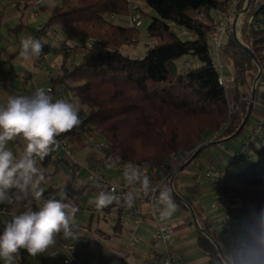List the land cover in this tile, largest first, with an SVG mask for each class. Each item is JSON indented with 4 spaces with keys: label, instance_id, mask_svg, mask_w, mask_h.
Wrapping results in <instances>:
<instances>
[{
    "label": "trees",
    "instance_id": "obj_1",
    "mask_svg": "<svg viewBox=\"0 0 264 264\" xmlns=\"http://www.w3.org/2000/svg\"><path fill=\"white\" fill-rule=\"evenodd\" d=\"M17 1L27 8L36 2ZM141 1L146 8L134 0H55L56 7L39 32L46 35L52 30L62 31L65 41L77 40L81 47L64 52L59 71L50 78L48 94L54 101L63 91L78 98L79 125L87 127L93 137L101 134L109 142L104 161L157 167L161 174L173 178L184 164L169 162L176 154L192 152L191 161L202 167L200 156L205 147L237 138L249 129L251 118L235 135L251 105L253 92L248 88L253 90L255 84L249 81V75L257 77L262 71L256 83L257 96L264 83V23H256L264 19V2L253 0L249 10L240 13L236 35L234 19L248 3L237 0L227 29L228 40L220 46L230 58L235 75L230 95L221 82L222 71L212 52L210 36L218 15L231 11L235 0ZM137 10H141L143 19H150L146 35L152 41L146 44L144 55L131 50L141 44L142 26L115 21ZM89 38L94 42L87 46ZM13 74L0 65V76ZM23 74L28 90L32 73ZM263 141L262 131L253 138L247 158L232 162L223 178V192L237 228L232 233V246L251 252L247 258L244 253L231 257L233 264H264ZM51 153L43 159L45 163ZM200 173L185 188H180L176 179L174 196L192 215L191 223L208 264H226L218 246L220 243L224 248V238L202 198ZM58 191L57 187L44 190V199ZM122 204L114 202L112 207L120 206L121 210ZM23 261L29 262L27 258Z\"/></svg>",
    "mask_w": 264,
    "mask_h": 264
},
{
    "label": "crops",
    "instance_id": "obj_2",
    "mask_svg": "<svg viewBox=\"0 0 264 264\" xmlns=\"http://www.w3.org/2000/svg\"><path fill=\"white\" fill-rule=\"evenodd\" d=\"M260 2L262 3L264 0H260ZM144 5L146 4L143 2L142 6ZM148 11L153 12V9ZM50 13L51 9L42 4L41 0H36L28 8L23 4H19L17 0H0V65L14 73L13 75L0 76V105H6L9 96L31 95L37 88L42 87L48 92L51 85L50 78L59 71L64 60L65 53L61 48L66 38L62 31L52 30L46 35L39 32L48 21ZM29 35L42 41H48L44 44L41 56L38 59L26 60L19 55L20 37ZM227 40L228 34L226 33L224 41ZM214 56H216L217 63L220 64L219 68L225 74L229 76L234 74L230 58L221 49L219 53H214ZM25 71H29V74L32 73V78L27 84L28 90L25 89V80L22 77ZM255 78V75H249V81L252 84H254ZM228 90L231 95L233 88L230 84ZM73 98L78 100L76 96ZM263 123L264 83L256 99L249 129L237 138L209 144L200 156L202 167L199 163L193 161L181 171L176 180L180 188H185L195 180L197 173L201 171V195L210 208L213 220L224 238L225 245V242L232 240L230 223L224 217L225 210L217 206L215 188L206 180L205 163L211 161L225 173L229 165L236 159H245L246 155H241L240 152L249 135L260 127H262L264 135ZM64 136L68 140L71 153L69 155L65 153L58 159L51 157L48 163L37 158V166L45 174V180L41 184L43 190L52 187H57L60 190L66 185L68 200L73 204L78 202L83 204L84 207L75 214L72 225L73 235L65 238L63 232H61L56 236V242L45 252L33 256L26 250L21 249L16 256L21 259L23 264H65L64 258L69 253L67 244L73 240H78L77 260L71 264H101V259H104L106 264L112 262L124 264L125 261L131 264H150L153 259H159L158 253L160 251L157 250L160 249V244L156 241L154 220L151 217L138 225L134 216H129L126 221L119 220L123 209L122 205L121 210L120 206L112 207L111 204L98 211L89 203L99 190H107L102 184H100L101 189L94 187L93 182L89 179L90 176L95 174L96 170L115 182H126L123 174L113 169V164L103 160L104 152L97 146L92 133L89 131L74 136L71 131L64 133ZM8 143L12 145L14 154H17V149H22L24 140L22 137H17ZM55 148H59L64 152L60 145L53 146V150ZM75 162L76 165H74ZM77 168H85L87 171L78 174ZM76 180L86 181L79 191H74L72 188V183ZM15 194V189L9 193L12 200L17 201L18 210H27L29 207L38 210L37 202L31 194L19 200L15 198ZM21 195L23 196V194ZM172 196L178 207L169 220L174 226L177 239L176 249L181 255L182 262L184 264H208L207 255L198 245V232L191 223L192 215L180 206L175 199L174 191H172ZM13 214L15 213L0 211V227L2 229L5 222L10 220ZM117 224L119 225L117 226ZM134 233H139L142 240L136 242L133 246H129L128 242ZM93 242L100 245L93 246ZM95 247L100 252L92 250ZM224 249L230 258L232 256L238 257L237 250L233 246L230 251L227 248ZM243 253L246 258L249 257L246 250ZM23 258H27L29 262H24ZM2 261L4 260L0 259V264ZM247 263L253 264L249 261ZM217 264L225 263L218 262Z\"/></svg>",
    "mask_w": 264,
    "mask_h": 264
},
{
    "label": "clouds",
    "instance_id": "obj_3",
    "mask_svg": "<svg viewBox=\"0 0 264 264\" xmlns=\"http://www.w3.org/2000/svg\"><path fill=\"white\" fill-rule=\"evenodd\" d=\"M41 2L50 9L56 7L55 0ZM45 43L48 41L30 35L21 36L19 55L26 60L38 59ZM79 111V101L75 98L54 101L42 87L31 95L9 96L6 105H0V203L11 202L9 193L15 189L16 199L31 194L38 205V210L29 207L26 211L13 214L5 222L0 233V259L4 260V264H14L15 256L21 249L33 256L45 252L61 232L65 238L73 235L72 225L78 207L68 200L66 185L42 200L44 190L41 184L45 174L37 166V158L43 160L53 146L58 145V136L79 126ZM17 137H22L24 144L14 154L7 145ZM123 177L129 190L117 195L114 188L111 191L101 189L100 177L95 174L90 176L93 186L101 190L89 203L98 211L121 201L131 207L141 194L158 191L155 205L160 207L155 209L154 206L153 213L155 215L158 210V220L165 222L176 212L178 205L173 199L172 188L167 184L154 188L149 175L131 161L123 165ZM85 183L84 180H76L72 188L79 191Z\"/></svg>",
    "mask_w": 264,
    "mask_h": 264
},
{
    "label": "built area",
    "instance_id": "obj_4",
    "mask_svg": "<svg viewBox=\"0 0 264 264\" xmlns=\"http://www.w3.org/2000/svg\"><path fill=\"white\" fill-rule=\"evenodd\" d=\"M237 9V0H235L232 3V8L231 11L226 12V13H221L218 15L217 20L215 21L216 27L211 30V36H210V41H211V49L213 53H219L220 51V46L224 42L225 34L227 33L228 26L230 22L232 21L234 17V13ZM131 22L137 25H141L143 23V13L141 10H137L134 15L131 17ZM256 23L258 25H262L264 23V19L262 20H256ZM69 42H71V46L69 45ZM94 40L92 38H89L88 40L85 41V45H92ZM81 47L80 42L77 40H67L63 41L62 45V51L63 52H74L77 49ZM45 57V56H44ZM218 66L220 65L217 63ZM235 80V75H226L223 71L221 72V82L224 85H227L229 81H234ZM51 87H49V90ZM75 97V95L72 92H66L63 91L58 99H71ZM262 131V127L257 129L254 134H252L250 137L247 138V141L245 145L243 146L242 150L245 152L249 151L250 144L252 143V140L254 137L257 135H260ZM83 132H89L87 127H81L80 125L78 127H75L72 130V135L77 136L82 134ZM58 145L61 146L62 149H64V152L61 151L59 148H55L52 153L51 157L54 159H58L63 154L67 153L68 155L71 153L70 147L68 140L65 138L64 134L58 136L57 138ZM93 139L96 140L97 146L103 150V152H107L109 148V142L103 135H99L98 137H93ZM264 143V141H263ZM8 148L13 150V147L11 144L8 143L7 145ZM67 151V152H66ZM192 152L186 151V152H181L179 154H176L173 158L169 159V162H174L177 164L185 163V161L189 160L191 157ZM241 155L242 152H240ZM77 163L75 162L74 165ZM113 169L116 171H119L120 173L123 174V165L121 164H113ZM142 171H145L150 179H151V184L154 188H159L160 186L167 184L171 182L172 178L168 174H161L159 171V168H148V167H141L140 168ZM205 174H206V180L207 182L213 186V188L216 189V201H217V206L222 207L225 210L224 217L229 223H233V220L235 219L234 216L232 215L230 211V204L225 198V194L223 192V178L225 176V173L221 171L215 163L211 161H207L205 163ZM87 169L85 168H77V173L82 174L85 173ZM96 176L100 177L99 183L104 185L107 188V191H111L113 188L115 189V192L117 195H123L125 192L129 190L127 182L125 183H119L115 182L111 178H107L106 176L100 174L98 170L95 171ZM158 195V191L155 193H149L148 195H143L141 194L140 197L136 198L132 204L131 207L126 206L124 203L122 204L123 209L121 212V216H119V220L121 221H126V219L129 218V216H134L136 223L139 225L147 218L151 217L154 220V234L156 240L160 244V251L161 256L156 259L152 260L151 264H184L181 259V255L176 249L177 245V239L175 235V230L173 224L170 222V220H167L165 222H161L158 220V215L159 212L158 210L154 213V206L155 209H158L160 206L155 205V197ZM75 206L78 207V210L82 209L84 206L82 203L78 202L74 204ZM17 207V202L15 200H11V202H6V203H0V211L1 212H7V213H15L19 214L23 211H18L15 212V208ZM163 229V230H162ZM2 228L0 227V233H2ZM237 228L236 226L232 227V232H236ZM232 234V233H231ZM142 236L139 233H134L129 242V246H133L136 242L141 241ZM157 242V243H158ZM242 245H246L245 241L241 242ZM77 247H78V240H73L67 244V248L69 249V253L67 256L64 258V263L65 264H71L74 261L77 260ZM1 264H4V261L1 262ZM14 264H23L21 259H19L17 256H15L14 259ZM249 264V263H246Z\"/></svg>",
    "mask_w": 264,
    "mask_h": 264
},
{
    "label": "rangeland",
    "instance_id": "obj_5",
    "mask_svg": "<svg viewBox=\"0 0 264 264\" xmlns=\"http://www.w3.org/2000/svg\"><path fill=\"white\" fill-rule=\"evenodd\" d=\"M134 3H136V4H138V5H143V2L141 1V0H134ZM143 8L145 7L146 8V5H144V6H142ZM134 15V13L132 14V16ZM132 16H126V17H122V18H115V21H118L119 23H121V24H130V23H132L131 22V17ZM143 17H144V15H143ZM149 22H150V19L147 17L146 18V16H145V18L143 19V23L141 24V25H139V26H142V29H143V35H142V38H141V41H140V43L141 44H139L137 47H133L131 50L132 51H134V50H140L139 51V53L140 54H145V52H146V49H148V45H146L148 42H151L152 40L151 39H149L148 37H147V35H146V26L149 24ZM137 25V24H136ZM224 41V40H223ZM215 58H216V56H215ZM232 67V66H231ZM220 70L222 71V69L220 68ZM227 75V74H226ZM255 84V83H254ZM249 89V91H251V92H253V90H252V87H250V88H248ZM245 158H247V157H245ZM215 190V195H216V189H214ZM17 202V201H16ZM17 207H18V203H17ZM17 207L15 208V212L17 211H20V210H18L17 209ZM226 243V245L224 244V242H223V244H224V248H227V250L228 251H230V248L232 247V240L230 239V240H228L227 242H225ZM92 245L93 246H96V245H100V244H96L95 242H93L92 243ZM199 245V244H198ZM92 250H96V252H100L99 251V249L97 248V247H95V248H93ZM231 253V252H230ZM246 253H247V255L250 257L251 256V252L249 251V250H246ZM230 256H232L231 254H229ZM233 257V256H232ZM99 261V260H98ZM100 262H101V264H106V261L104 260V259H101L100 260ZM116 263H118V262H112L111 264H116Z\"/></svg>",
    "mask_w": 264,
    "mask_h": 264
},
{
    "label": "water",
    "instance_id": "obj_6",
    "mask_svg": "<svg viewBox=\"0 0 264 264\" xmlns=\"http://www.w3.org/2000/svg\"><path fill=\"white\" fill-rule=\"evenodd\" d=\"M252 1H253V0H248V3H247V5H246V7H245L243 10H240V11L238 12V14L236 15L235 19H234V31H235V34H236V35H237V26H238V18H239V15H240L241 12H247V11L249 10V8H250V6H251V4H252ZM261 73H262V71H261L260 74L255 78V87H254V89H253V94H252V100H251L250 109H249V111H248V114H247V116H246V118H245L243 124L241 125V127L239 128V130L235 133L236 136L239 135V134L243 131V129L245 128V126H246V124H247V122H248V120H249V119L251 118V116H252V113H253V110H254V107H255L256 98H257V85H256V83H257V80H258L259 76L261 75ZM192 211H193V210H192ZM193 213H194V211H193ZM218 246H219L220 250L222 251L223 256L225 257V259H226V261L228 262V264H233L232 260H231V259L228 257V255L226 254V252H225L223 246H222L220 243H218Z\"/></svg>",
    "mask_w": 264,
    "mask_h": 264
},
{
    "label": "bare ground",
    "instance_id": "obj_7",
    "mask_svg": "<svg viewBox=\"0 0 264 264\" xmlns=\"http://www.w3.org/2000/svg\"><path fill=\"white\" fill-rule=\"evenodd\" d=\"M233 81H229L228 83H227V85H225V86H227V90L229 89V84H231ZM229 91V90H228ZM257 99V98H256ZM256 103V102H255ZM241 152H242V154L243 155H245L246 154V152L244 151V150H242L241 149ZM191 162H193V161H191V157H190V159L189 160H187V161H185V163L183 164V168H181L174 176H173V178H172V182H170L169 183V185L168 186H171L172 187V189L174 188V184H175V180L177 179V177H178V175L181 173V171L188 165V164H190ZM217 194V193H216ZM233 226H235V224L234 223H230V231H231V233H233L232 232V227ZM236 250H237V254H238V257H242L243 256V249H239V248H236ZM229 257V256H228ZM230 258V257H229ZM231 259V258H230ZM232 260V259H231ZM227 262V261H226ZM232 262H233V260H232ZM228 263V262H227Z\"/></svg>",
    "mask_w": 264,
    "mask_h": 264
}]
</instances>
